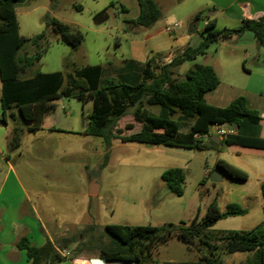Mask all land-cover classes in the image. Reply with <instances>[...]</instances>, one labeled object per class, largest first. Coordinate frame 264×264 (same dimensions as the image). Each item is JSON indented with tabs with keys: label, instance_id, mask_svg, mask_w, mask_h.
I'll return each instance as SVG.
<instances>
[{
	"label": "rangeland",
	"instance_id": "rangeland-1",
	"mask_svg": "<svg viewBox=\"0 0 264 264\" xmlns=\"http://www.w3.org/2000/svg\"><path fill=\"white\" fill-rule=\"evenodd\" d=\"M197 1L184 0L177 4L175 0H156L163 17L155 26V30L163 29L166 45H173L171 42H174L175 38L188 36L193 29L196 31L191 45L201 41L207 17L218 16L217 29L238 25L224 20L225 17L219 15L220 12L213 15L212 10L206 7L193 12ZM136 4V0H27L24 5L17 7L21 36L32 38L42 33L46 29L44 18L50 13L52 17L70 27L79 29L84 34V40L74 49L66 43L58 42L57 34L49 29V48L42 53L39 61L26 69L21 78H31L37 72L60 71L65 75L75 74L82 68L98 65L103 69L104 80L116 79L122 83H137L151 55L150 44L143 42L146 39L144 35L151 29L134 32L135 28H139L131 24L138 14ZM122 5L128 9L127 15L121 12ZM53 6L54 11L51 10ZM76 6H81L82 10H77ZM103 13L109 16L108 21L96 25L95 18ZM198 15L199 18H196ZM174 30L175 35L172 34ZM37 53L36 48L26 43L19 56L27 54L35 57ZM217 59L225 68L224 72L219 70L222 83L206 95V101L226 107L232 100L244 96L252 102L258 101L260 115L263 117L264 101H261L259 93L264 95V68L261 67L264 66V48L253 47L246 37L240 42L226 45H222L219 40L211 44L206 53L199 56L197 62L209 64ZM162 61L167 63L166 60ZM192 64L193 62H185L175 69L176 76L182 77ZM92 107L91 100L83 103L77 99H60L55 102L54 110L49 115H55L59 120L68 122L78 131ZM159 109V106H147L151 114H158ZM2 117L0 101V121ZM175 119H178V115ZM7 122L9 126L0 125V146L4 149L6 135L20 120L16 121L8 114ZM128 124L135 128H127ZM116 128L122 130V136H129L139 132L142 124L135 121L133 109H130L117 123ZM84 138L88 139L90 144L84 145ZM46 141L44 146L50 148V151L38 154L34 150H25V160L18 170H23L29 181L37 179L41 182L42 189L60 191L63 194L56 198L47 196L38 199H43L42 205L46 202L52 205L56 203L53 205L55 212L48 210L45 213L49 217L58 216L59 219L53 221L62 219L66 225H72L77 219L83 207V195L88 193L92 177L98 181L100 192L90 197L91 201L88 198L89 213L88 218L80 224L82 228L92 223L102 228L108 225L190 226L196 217L199 220L205 217L208 204L217 193L221 197L219 204L224 206L240 201L242 190H254L253 177L247 182H242L224 173L220 183H212L209 176L205 177V173L208 169L212 172L217 169L214 159L216 156L212 157L205 151L148 147L140 143H123L119 139L114 140L112 148L108 150L103 139L81 137L79 134L49 136ZM39 144L34 146H42ZM229 159L232 160L231 157ZM171 168H181L185 172L184 195L181 197L171 193L161 179L162 174ZM243 200L251 207L250 214L223 219L211 228V233L218 235L227 231H247L263 223L264 212L259 208L258 200L255 197ZM45 221L48 223L52 220ZM72 248L67 250L65 260L57 264H90L91 259H101L98 251L83 252L73 259L75 255ZM201 252L203 253V249H198L197 245L190 248L187 243L172 237L166 243L155 245L152 260L147 264L191 263L199 259Z\"/></svg>",
	"mask_w": 264,
	"mask_h": 264
},
{
	"label": "trees",
	"instance_id": "trees-1",
	"mask_svg": "<svg viewBox=\"0 0 264 264\" xmlns=\"http://www.w3.org/2000/svg\"><path fill=\"white\" fill-rule=\"evenodd\" d=\"M27 0H0V81L2 124H7V115L16 123L8 137V153L20 149L27 132L40 130L43 121L54 110V103L60 99H77L83 103L93 102V110L87 116L84 135L101 138L108 150L113 141L140 143L156 147H170L198 151L212 149L209 143L195 139L196 134H207L215 123L235 127V133L226 136L228 140L240 143L244 148L264 149L261 137V117L247 105L244 97L234 99L227 107L220 108L206 102L205 96L216 90L220 80L214 68L208 64L195 63L214 42L241 37L252 33L260 47H264V14L257 18H244L236 27L217 29L214 21L206 24L197 46L188 45L170 63L159 57L149 58L137 83H122L116 79L104 80L101 66H88L75 74L63 72H37L33 77L22 79L27 68L39 61L50 46V29L57 34V41L74 49L78 48L84 34L48 13L46 29L32 38L19 34L17 7ZM140 15L131 21L138 29L149 30L160 21L163 13L154 0H137ZM82 10L81 6H76ZM125 12L126 8L121 6ZM55 7H52V11ZM199 18V15L196 17ZM29 43L38 50L35 57L19 56L24 44ZM185 62H193L191 68L180 78L178 69ZM147 106H159L158 114H151ZM133 109L135 121L142 124L141 131L122 136L117 123ZM15 110L16 112H12ZM9 112V113H8ZM178 115V119L175 117ZM188 122L190 131L184 133ZM127 128H133L128 124ZM117 129V130H116ZM216 168L234 180L246 182L249 175L231 163L218 159ZM211 173L209 174L210 177ZM162 181L174 195H184L186 175L181 168L166 170ZM264 199V182L261 184ZM219 193L208 204L202 220L196 217L190 226L164 224L162 226L108 225L101 227L89 224L72 235L62 237L55 243L47 241L43 246H34L27 237L21 238L17 247L25 250L30 264H57L65 260L59 250L74 251V258L83 252L98 251L101 259L108 262L147 264L157 244L166 243L172 237L188 246L203 249L204 254L195 263L166 262L164 264H223L224 258L238 252H254L246 264H264V220L247 231H227L218 235L211 228L219 221L230 217H242L248 209L238 204H229L222 210ZM74 246H76L74 248Z\"/></svg>",
	"mask_w": 264,
	"mask_h": 264
},
{
	"label": "crops",
	"instance_id": "crops-1",
	"mask_svg": "<svg viewBox=\"0 0 264 264\" xmlns=\"http://www.w3.org/2000/svg\"><path fill=\"white\" fill-rule=\"evenodd\" d=\"M154 1L156 2V0ZM175 1L177 2V4H180L181 1L184 0ZM136 3V5L138 6V14L137 17L133 20H136L140 15V7L137 0ZM197 3L198 4L193 12H197L201 8L206 7L208 8V10H212L213 15H216L218 14V12H220L219 15L225 17L224 20H228L235 24H239L244 18L253 19L260 17L264 14V0H198ZM123 7L126 8L125 6ZM121 12L127 15L128 9L126 8L125 12L121 9ZM207 18L208 21L205 23L204 26H206L207 23L212 21H214L216 24L218 23V16H215L214 18ZM157 23L154 25V27L151 28L149 32H147V34L144 35V39H146L142 41L150 44L149 52L151 55L150 57H148V59L157 56L161 60H166L167 63H170L176 55L181 53L188 45H191L194 37L193 34L195 33L196 29H193L188 36H182L179 39L175 38V40H173L174 42H171V44L173 45H166L163 37V29L155 30V26L157 25ZM139 30L140 29L135 28L134 32H139ZM172 34L175 35V30L172 32ZM245 37L248 39V42H250V45H252L253 47H260L254 35L249 32L245 33L241 37H233L229 40H221L222 45H226L232 42H240L245 39ZM199 43L200 40L196 41L191 46H197ZM198 59L199 57L196 59L195 63H198ZM208 65L214 68L216 74L219 77L221 85L222 79L219 70L221 72H224L225 68L219 63V59L213 61V63H209ZM261 67L264 68V66ZM1 89L2 83L0 81V91ZM259 95L262 99L261 101H264L263 93H259ZM244 98H246L247 100L248 107L252 110L257 111L260 115L258 107L260 105H258V101L254 100L252 102L251 100H249V98ZM210 105L225 108L216 104ZM92 110L93 107L90 113L86 114V117H84L83 124L78 131L71 127L68 122L59 120L58 117H56L55 115L46 116L41 129L34 132H27L23 137L20 149L13 153H8L7 147V140L10 134L12 133L13 128L6 135V148L4 149L0 146V149L6 153V161L0 162V264H30L31 260L28 258L26 251L20 250L17 247L18 241L23 237H27L34 246L41 247L47 241L55 243L58 239L72 235L74 231L82 229L80 224L82 220L88 218L87 215L89 213L90 204L89 202H87L88 198L91 201L90 197L96 196L100 192V188L97 184L98 181L94 177L90 179V185L95 182L96 190L98 193L96 195H90L89 185L88 193L83 195V207L80 209V212L76 217L77 219L72 222V225H66L64 222L61 221L62 219H60L59 221H53L57 220V218L59 219L58 216L49 217L45 213L48 210L55 212L56 208L53 205L56 203H53L52 205L51 203L46 202L42 205L41 201H43V199H38V197L46 198L47 196L56 198L63 194L60 191L57 192L48 191V189H42L43 186L41 182H38L37 179H30L29 181L26 177L25 172L23 170H18V168L19 165H21L25 160V150H34L38 154H42L43 152H46L48 150L50 151V148L44 146L47 142L46 139L49 136L56 137L62 134H79L81 135V137H86L83 133L86 127L85 118H87V116L91 114ZM261 119L262 120L260 122V135L264 139V115L263 117H261ZM6 125L9 126V123L7 122ZM191 125L192 122H188L183 132L188 133L190 131ZM83 141L84 145L90 144L88 142V139L86 140L84 138ZM204 142L209 143V145L212 146V149L208 151L214 152V155L216 156V158L214 159L225 160L231 163L232 165L237 166L247 172L249 175V179H252V177L254 179V190H242V198L240 199V201L230 204H238L241 207L248 209L249 212L247 215H249L251 212V207L246 205L243 199L250 200L255 197L259 202V208H261L264 212V199L262 198L261 194V184L264 182V149L244 148L242 145H240V143L236 141H231L228 140L226 137H220L215 134H213L208 141ZM38 143H40L39 145L42 146H34ZM229 157H231L232 160H230ZM211 172L212 171L208 169L205 173V177H208ZM37 199L39 201V204H37L38 202L36 203ZM228 205L229 204H225L224 206L220 205V207L222 210H225V207H227ZM45 219H50L52 221L47 223ZM73 228H75L76 230H74ZM203 254L204 251L203 253L201 252L199 254V258ZM253 256L254 252L234 253L225 257L223 264H246V262L249 259H252ZM197 261L191 263H195Z\"/></svg>",
	"mask_w": 264,
	"mask_h": 264
},
{
	"label": "water",
	"instance_id": "water-1",
	"mask_svg": "<svg viewBox=\"0 0 264 264\" xmlns=\"http://www.w3.org/2000/svg\"><path fill=\"white\" fill-rule=\"evenodd\" d=\"M109 19V16L105 13L103 14H100L98 15L95 20H94V23L96 25H101L105 22H107ZM2 124V121H0V125ZM235 129V127H233ZM148 147H151L150 145H147ZM208 154L211 155L212 157L214 156V152L212 151H208ZM222 177H223V173L221 170H219L218 168L213 171L210 175V180L212 183L214 184H218L222 181ZM90 195H96L98 192L96 190V185H95V182H93L91 185H90V191H89ZM90 264H107L108 261L106 259H91L90 261ZM111 264H125V262L121 261H112L110 262ZM131 264H134V263H131Z\"/></svg>",
	"mask_w": 264,
	"mask_h": 264
},
{
	"label": "built area",
	"instance_id": "built-area-1",
	"mask_svg": "<svg viewBox=\"0 0 264 264\" xmlns=\"http://www.w3.org/2000/svg\"><path fill=\"white\" fill-rule=\"evenodd\" d=\"M235 132L234 128L227 126V125H220V124H213L211 126L210 131L207 134H196L195 139L200 140V141H208L213 134L220 136V137H226L230 134H233ZM6 161V153L3 152L0 149V162ZM59 253L63 256L66 257L67 255V250H59Z\"/></svg>",
	"mask_w": 264,
	"mask_h": 264
},
{
	"label": "flooded vegetation",
	"instance_id": "flooded-vegetation-1",
	"mask_svg": "<svg viewBox=\"0 0 264 264\" xmlns=\"http://www.w3.org/2000/svg\"><path fill=\"white\" fill-rule=\"evenodd\" d=\"M125 264H131V263H125Z\"/></svg>",
	"mask_w": 264,
	"mask_h": 264
}]
</instances>
